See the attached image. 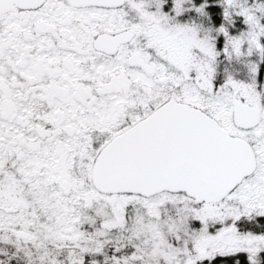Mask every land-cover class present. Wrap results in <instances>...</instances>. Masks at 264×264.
I'll list each match as a JSON object with an SVG mask.
<instances>
[{"label": "snow or ice", "instance_id": "6c2138e0", "mask_svg": "<svg viewBox=\"0 0 264 264\" xmlns=\"http://www.w3.org/2000/svg\"><path fill=\"white\" fill-rule=\"evenodd\" d=\"M0 264H264V0H0Z\"/></svg>", "mask_w": 264, "mask_h": 264}]
</instances>
